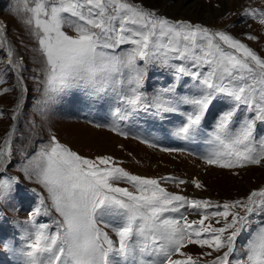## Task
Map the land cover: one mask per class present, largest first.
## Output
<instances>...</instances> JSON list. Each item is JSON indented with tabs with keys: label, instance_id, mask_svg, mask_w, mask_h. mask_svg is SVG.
Returning <instances> with one entry per match:
<instances>
[{
	"label": "snow or ice",
	"instance_id": "snow-or-ice-1",
	"mask_svg": "<svg viewBox=\"0 0 264 264\" xmlns=\"http://www.w3.org/2000/svg\"><path fill=\"white\" fill-rule=\"evenodd\" d=\"M20 4L14 11L28 14L21 18L43 58L42 109L76 89L89 96L111 91L119 96L121 107L110 126L96 127L127 137L120 122L133 115L165 120L182 114L184 120L174 135L185 141L207 136L210 150L201 157L207 165L228 170L264 166V136L257 135L258 122L264 124V58L241 39L225 30L172 21L142 0H33V6L20 0ZM244 15L264 24V10H245ZM247 39L258 37L248 34ZM157 66L173 70L175 83L150 94L144 81L149 68ZM183 77L195 81V93L178 91ZM22 79L17 81V109L27 92ZM218 101L227 107L208 132L204 124ZM5 155H12L10 137L0 150V167L6 163ZM23 171L44 187L60 218H52L55 231L47 223H37L42 210L51 216L41 199V206L25 222L26 243L18 249L22 264H199L185 251L189 245L206 246L211 250L206 256L222 253L210 264H264V222L243 249L237 246L238 237L251 229L252 217L264 215V191L223 204L189 198L162 186L163 181L183 185L182 179L131 174L112 156H83L55 136ZM192 183L203 187L198 179ZM11 189L10 183L0 180V199ZM189 209L199 219L190 221ZM214 218L222 226L216 227Z\"/></svg>",
	"mask_w": 264,
	"mask_h": 264
},
{
	"label": "rangeland",
	"instance_id": "rangeland-1",
	"mask_svg": "<svg viewBox=\"0 0 264 264\" xmlns=\"http://www.w3.org/2000/svg\"><path fill=\"white\" fill-rule=\"evenodd\" d=\"M142 3L172 21H186L213 30H225L247 43L264 58V24H261L258 18L244 15L245 10L256 13L264 10V0H142ZM29 6H33V0H29ZM19 7L20 0H0V80L3 81L0 83V112H3V117L0 118V150H4L6 139L10 137L12 141V155H5L6 163L0 167V180L12 186L10 193L0 199V264H9L8 257L12 258L11 261L22 264L18 249L26 243L23 240L24 228L27 226L25 222L29 221L31 213L41 206V199L51 209L47 191L34 177L29 179L23 168L42 146L49 143L52 136L83 156H112L118 166L131 174L156 179H182L186 181L183 185L163 181L162 186L170 192L189 198L207 199L214 204H223L245 200L252 191H264V166L247 165L241 169L228 170L207 165L201 158L210 150L207 136H199L190 141L183 140V143L175 137V144L171 146L169 142H162L173 136L175 130L181 126L184 120L182 114H170L165 120L155 118L151 114L133 115L120 122V126L128 133L125 137L111 132L108 127H96L97 124L110 126L116 119L121 101L119 96L111 91L89 96L76 89L63 95L57 103L42 109L43 58L37 39L21 18V15L28 14L18 15L14 11ZM65 31L70 35L75 34L70 29ZM248 34L258 39L248 40ZM9 51L11 56L8 55ZM10 61L17 62L19 68L17 63L10 64ZM19 77L23 78L22 83L27 92L24 103L17 109L16 100L20 95V85L17 83ZM173 83V70L157 66L149 68L144 86L153 94ZM194 84L195 81L191 78L183 77L178 91L181 94H193L196 91ZM4 89L14 90L3 92ZM226 107L224 101L215 104L211 115L205 121L206 131L211 132L216 116ZM13 116L16 117L15 120L11 119ZM257 135L264 136V124L259 122ZM145 140L157 146L152 147L145 143ZM164 148L179 151L166 152L162 150ZM197 179L203 184L200 189L192 183ZM23 184L25 191L22 189ZM120 186L132 190L130 185ZM2 211L6 216H2ZM188 211L190 221L199 219L191 214V209ZM51 212L56 219L60 218L54 209H51ZM52 218V214L44 215L42 210L41 214L36 216V222L47 223L50 230L55 231ZM252 220L251 229L243 232L237 239V246L241 249L247 244L257 225L264 222V215H254ZM212 222L216 227L222 226L215 224V218ZM109 235L113 240L118 239L112 232H109ZM5 244L13 250L6 248ZM185 251L199 264H210L217 255L222 254L213 252L212 256H206L204 253L211 250L206 246L200 248L198 245H189Z\"/></svg>",
	"mask_w": 264,
	"mask_h": 264
},
{
	"label": "bare ground",
	"instance_id": "bare-ground-1",
	"mask_svg": "<svg viewBox=\"0 0 264 264\" xmlns=\"http://www.w3.org/2000/svg\"><path fill=\"white\" fill-rule=\"evenodd\" d=\"M159 4H160V3H159ZM93 130H94V129H93ZM92 136H93V135H92ZM88 138L91 139L90 137H88ZM116 138H117V137H116ZM117 139H118V138H117ZM117 139H116V140H117ZM120 140H121V139H120Z\"/></svg>",
	"mask_w": 264,
	"mask_h": 264
}]
</instances>
